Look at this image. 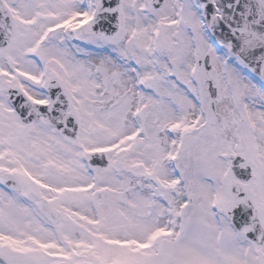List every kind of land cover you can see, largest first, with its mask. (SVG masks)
<instances>
[{"label": "snow or ice", "instance_id": "snow-or-ice-1", "mask_svg": "<svg viewBox=\"0 0 264 264\" xmlns=\"http://www.w3.org/2000/svg\"><path fill=\"white\" fill-rule=\"evenodd\" d=\"M0 264H264V0H0Z\"/></svg>", "mask_w": 264, "mask_h": 264}]
</instances>
